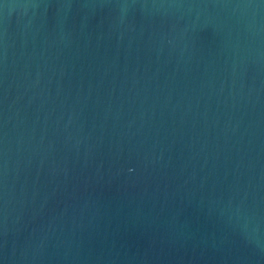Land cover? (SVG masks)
<instances>
[{
    "label": "water",
    "instance_id": "obj_1",
    "mask_svg": "<svg viewBox=\"0 0 264 264\" xmlns=\"http://www.w3.org/2000/svg\"><path fill=\"white\" fill-rule=\"evenodd\" d=\"M0 264H264V0H0Z\"/></svg>",
    "mask_w": 264,
    "mask_h": 264
}]
</instances>
